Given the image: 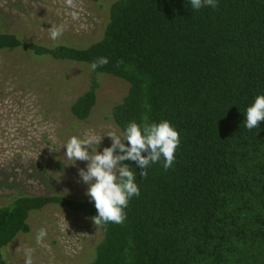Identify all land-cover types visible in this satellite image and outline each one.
<instances>
[{
    "label": "trees",
    "instance_id": "16d2710c",
    "mask_svg": "<svg viewBox=\"0 0 264 264\" xmlns=\"http://www.w3.org/2000/svg\"><path fill=\"white\" fill-rule=\"evenodd\" d=\"M89 66L129 85L112 109L124 132L131 122L169 121L180 133L174 165L134 161L140 196L122 224L100 223L103 239L86 264H264V121L243 126L264 95V0H116L101 40L86 47L47 46L0 32V51ZM97 77L71 113L87 120L98 101ZM146 155V154H145ZM0 206V260L33 212L64 206L93 220L90 199L17 193Z\"/></svg>",
    "mask_w": 264,
    "mask_h": 264
},
{
    "label": "rangeland",
    "instance_id": "374dc122",
    "mask_svg": "<svg viewBox=\"0 0 264 264\" xmlns=\"http://www.w3.org/2000/svg\"><path fill=\"white\" fill-rule=\"evenodd\" d=\"M116 0H0V32L47 46L86 47L102 39L109 9ZM60 30L51 39L50 28ZM100 82L91 116L78 121L74 103ZM129 85L97 74L87 64L55 61L24 49L0 51V206L15 194L62 195L90 199L79 171L87 162L68 159L63 147L73 136L103 137L93 150L111 147L107 135L123 139L112 109L127 95ZM91 152V149H89ZM30 232L4 249L0 264H86L96 256L103 232L93 220L64 206L33 212ZM45 235L37 240L38 234Z\"/></svg>",
    "mask_w": 264,
    "mask_h": 264
},
{
    "label": "clouds",
    "instance_id": "9594fccd",
    "mask_svg": "<svg viewBox=\"0 0 264 264\" xmlns=\"http://www.w3.org/2000/svg\"><path fill=\"white\" fill-rule=\"evenodd\" d=\"M188 3L194 11L217 7V0H188ZM49 31L53 40L60 35V30L54 27ZM108 62L105 57L98 58L92 63L91 69L95 70ZM244 114L243 126L250 131L258 129L260 122L264 121V95H258ZM107 136L111 138L112 145L104 148L102 153L92 148L93 144L99 146L103 139L97 138L95 134H89L87 139L73 136L63 147L68 159L87 162L86 170L81 169L79 176L88 186L86 195L97 210V215L92 218L96 225L102 222L122 224L127 219L125 209L130 200L140 196L137 174L124 161L136 162L140 169H144L140 175L146 177L150 164L161 163L165 170L171 168L181 145L180 133L167 120L160 123L131 122L124 129L123 139ZM44 235L41 231L37 240H41ZM27 264H31V261Z\"/></svg>",
    "mask_w": 264,
    "mask_h": 264
}]
</instances>
